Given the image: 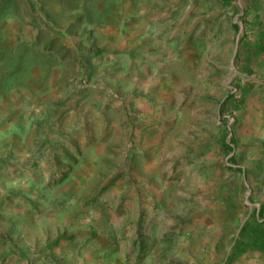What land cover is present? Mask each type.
I'll list each match as a JSON object with an SVG mask.
<instances>
[{"label":"rangeland","instance_id":"rangeland-1","mask_svg":"<svg viewBox=\"0 0 264 264\" xmlns=\"http://www.w3.org/2000/svg\"><path fill=\"white\" fill-rule=\"evenodd\" d=\"M0 264H264V0H0Z\"/></svg>","mask_w":264,"mask_h":264}]
</instances>
